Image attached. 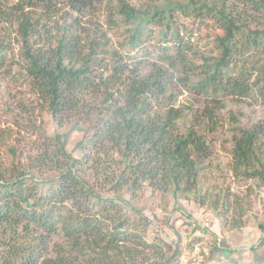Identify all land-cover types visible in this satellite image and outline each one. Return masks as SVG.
Segmentation results:
<instances>
[{
	"label": "trees",
	"instance_id": "trees-1",
	"mask_svg": "<svg viewBox=\"0 0 264 264\" xmlns=\"http://www.w3.org/2000/svg\"><path fill=\"white\" fill-rule=\"evenodd\" d=\"M45 1L52 0H0V25L9 35L12 29L6 24H16L22 68L53 121L62 126L72 115L70 131L78 128L84 134L74 144L76 156L66 149L70 131H55L40 159L22 164L13 155L11 171L0 167V264H119L123 259L136 264L145 259L142 248L155 245L144 239L151 221L132 199L136 190L146 185L186 198L204 186L202 164L211 154L199 129L179 128L182 109L168 99L164 107L158 104L175 73L197 95L237 100L255 95L264 104V0H107L130 25L127 43L134 47L154 39L143 53H157L154 66L142 72L113 50L111 72L103 78L100 55L106 51L94 40L83 51L86 44L80 35L67 32L66 21L53 36L45 32L53 47H34L44 25L43 16L32 13ZM86 3L74 0L70 10L81 13ZM202 27L220 32L200 43ZM8 48L9 40L0 39V68ZM191 77L194 81L187 83ZM212 100L200 108L199 118L210 125L205 124L208 133L216 129L214 112L221 107L216 97ZM111 151L117 159L110 158ZM92 152L107 163L89 165L91 158L85 155ZM230 168L236 176L264 185V124L233 130ZM222 193L206 186L196 200L204 208L211 203L220 215L219 206L228 212L229 205ZM127 208L134 221L125 214ZM139 223L141 233L134 232ZM240 225L236 221L233 227ZM259 227L263 230L264 223ZM210 234L215 240L209 254L232 250L220 245L215 231ZM58 236L62 240L54 242ZM173 238L160 239L167 251L156 250L160 260L154 264H176L182 254L181 233L176 230Z\"/></svg>",
	"mask_w": 264,
	"mask_h": 264
},
{
	"label": "rangeland",
	"instance_id": "rangeland-1",
	"mask_svg": "<svg viewBox=\"0 0 264 264\" xmlns=\"http://www.w3.org/2000/svg\"><path fill=\"white\" fill-rule=\"evenodd\" d=\"M87 1L81 13L70 10V5L74 4V0L45 1L42 6L34 7L32 14L35 17L42 15L41 23L44 25L41 35L35 37L34 47L46 43L53 47L55 45L53 38L47 42L48 37L46 36L48 35L45 32L53 36L61 22L66 21L70 25L67 32L80 35L82 42L86 44L83 51L87 52L90 40L96 41L102 46L100 49L106 51L100 55L102 59V68L99 69L101 70L100 77L103 78L111 72L110 53L113 50L122 55L123 62L138 65L142 72L152 68L156 63L157 51L144 55L143 50L154 39H144L142 43L134 47L130 46L127 43L130 25L120 14L115 13L113 7L107 4L108 1ZM129 1L138 4L142 0ZM45 8H49L50 12L44 13ZM5 27L12 30L7 35V30L0 25V39L9 40L6 64L0 68V167L11 171L13 155L22 164L40 159L46 146H49L50 136L55 131L58 133L64 130L70 131L75 117L70 115L71 121H66L68 123L62 126H58L53 121L46 110L45 101L32 89L30 80L22 68L24 61L20 56V40L14 30L16 24L13 23L11 27L6 24ZM219 32L218 28L202 27L198 31L197 41L206 42L213 34ZM149 49L152 48L149 47ZM172 79L173 83L169 85L158 105L164 107L163 100L168 99L172 101L174 107L182 109L183 115L177 122L179 128L185 130L194 126L199 129L211 145V154L202 164L205 169L201 171L200 179L204 182V186H199L186 198H173L170 193L153 191L146 185L136 190L132 199L151 221L144 232V239L153 240L155 245L142 248L145 259L135 262L136 264H154V261H158L156 250L164 253L167 251L166 244L160 239L171 241L177 230L181 233L182 250L177 262L180 259L186 264H264V229L260 230L259 227L260 223H264V185L254 179L238 177L230 168L233 130L238 126L264 124V104L255 95L241 98V100L230 97L220 99V95L216 96L212 93L206 96L197 95L176 80V73ZM193 81L194 78L191 77L187 83ZM215 97L220 102L218 105H221V107L217 106L214 112L218 125L214 131L208 133L205 130V124L210 125L205 119L199 118L202 111L200 108L205 100L212 105V98ZM83 124L84 122L81 121L79 126L84 127ZM86 132L89 131L86 130ZM82 134H84L83 131L78 128L68 134L66 149L74 156L78 153L73 148L74 144ZM85 152L88 153V149ZM101 156L96 152L85 155L91 158L89 165L92 163L106 164L107 162ZM110 158L117 159L118 155L111 151ZM206 186H209L212 191H223L221 195L227 197L228 203H223L229 204L228 212L219 206L221 212L218 215L210 207L211 203L204 208V205L196 200L198 194H201ZM125 198L128 197L125 196ZM124 212L131 221L135 220L128 208ZM191 217L196 220V224H193ZM224 220L226 223L223 224ZM236 221H241L242 225L233 227ZM141 228L142 225L139 223L133 231H139ZM130 229L133 228L130 227ZM130 229L128 231H131ZM210 229L216 232L218 239L220 238L221 246H227L232 250L225 251L226 253L216 251L209 254L210 245L215 240L210 234ZM194 239H197L198 243H194ZM61 240L58 236L54 242ZM200 248L204 253L198 256L196 251ZM114 259L119 260V257H114ZM119 264L131 263L123 259L119 260Z\"/></svg>",
	"mask_w": 264,
	"mask_h": 264
},
{
	"label": "built area",
	"instance_id": "built-area-1",
	"mask_svg": "<svg viewBox=\"0 0 264 264\" xmlns=\"http://www.w3.org/2000/svg\"><path fill=\"white\" fill-rule=\"evenodd\" d=\"M200 250V249H199ZM196 254L198 255V256H201L200 254L201 253H199V251H196ZM176 264H186V263H184V261H180V259L178 260V262H176Z\"/></svg>",
	"mask_w": 264,
	"mask_h": 264
}]
</instances>
